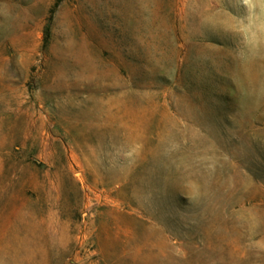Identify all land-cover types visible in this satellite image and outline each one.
<instances>
[{"label": "rangeland", "instance_id": "1", "mask_svg": "<svg viewBox=\"0 0 264 264\" xmlns=\"http://www.w3.org/2000/svg\"><path fill=\"white\" fill-rule=\"evenodd\" d=\"M0 264H264V0H0Z\"/></svg>", "mask_w": 264, "mask_h": 264}]
</instances>
